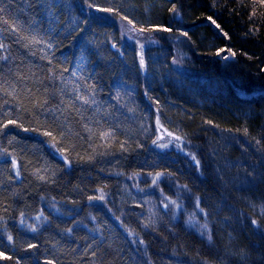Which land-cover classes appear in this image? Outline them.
Instances as JSON below:
<instances>
[{
    "label": "trees",
    "instance_id": "trees-1",
    "mask_svg": "<svg viewBox=\"0 0 264 264\" xmlns=\"http://www.w3.org/2000/svg\"><path fill=\"white\" fill-rule=\"evenodd\" d=\"M0 4V264H264L261 0Z\"/></svg>",
    "mask_w": 264,
    "mask_h": 264
},
{
    "label": "rangeland",
    "instance_id": "rangeland-1",
    "mask_svg": "<svg viewBox=\"0 0 264 264\" xmlns=\"http://www.w3.org/2000/svg\"><path fill=\"white\" fill-rule=\"evenodd\" d=\"M103 17L105 15H102ZM110 22L114 23L115 27L119 30L122 40V47H135L139 52V57L143 56L145 61V52L149 53L151 51L156 52L161 46L160 40L158 39L156 32L153 30L141 31L133 27L131 23L124 19H112L109 16H105ZM143 45V47H141ZM121 49V48H120ZM149 51V52H148ZM173 66L179 71L183 70V56L177 53L173 59ZM168 131L161 127V124H157V137L156 143H154V148L157 152L162 154H174V156H181L184 158L191 166H196V161L193 154L188 150L185 142L180 139L179 141L174 138L176 135H168ZM160 144H167V147L161 148ZM41 223L40 220H36V225Z\"/></svg>",
    "mask_w": 264,
    "mask_h": 264
},
{
    "label": "snow or ice",
    "instance_id": "snow-or-ice-1",
    "mask_svg": "<svg viewBox=\"0 0 264 264\" xmlns=\"http://www.w3.org/2000/svg\"><path fill=\"white\" fill-rule=\"evenodd\" d=\"M261 4L264 5V0H261ZM89 7H92V5L90 4ZM100 10L101 11H109V12L113 11V9H100ZM0 12H3V6H2V4H0ZM124 19H127V17H124ZM209 19H211V17H209ZM128 22L129 23H132V21H130V20ZM212 23L215 24L216 23L215 20H213ZM216 27L219 28L220 26L217 24ZM141 31H144V29H141ZM225 35H227V34L225 33ZM141 47H143V45H141ZM5 48H6V45H4L3 43H0V49H5ZM223 51H225V50L224 49H221V50L217 51L215 53V55L220 56L221 55V52H223ZM227 52H228V54L222 56L221 57L222 59L228 60V59H230V58H232V57H234L236 55V53L233 52L231 49H228ZM7 59H8L7 56L0 55V60H5L6 61ZM140 63L143 66V64H144L143 56H141ZM78 98L81 99V100H83V102L85 104L89 103V100L87 98L83 97V96L78 97ZM44 104H47V100L44 101ZM37 106L43 107V105H37ZM16 123H17L16 121L9 120V121H7V123H5L3 125V127L6 128L8 126V124H16ZM159 123H160L159 122V118H157V124H159ZM161 127H162V125H161ZM24 130L25 131H28V129H24ZM44 134L45 135H48V136H51L52 135V133H50V132H46ZM109 135H110V133H103L102 134V136H104V137H107ZM168 135L171 136L172 133H168ZM174 139L177 140V141H179L181 139V137L177 136ZM153 143H156V141H153ZM167 146H168L167 144H160L159 145V147H161V148H164V147H167ZM12 164H13V167L14 168L17 167V163H16L15 160L12 161ZM17 174H19V173H17ZM161 175H162V173H156L155 174V176L153 178V181H152V183L154 185L157 183V181L159 180V178L161 177ZM100 199H103V197L101 196ZM173 203H175V202H173ZM165 206L167 207V205H165ZM252 223H253V225H256L257 224V222L255 220H253ZM205 227H206V225H205ZM33 230L35 231V229H33ZM8 239L11 241L12 240V237L9 236ZM0 255H2V254H0ZM49 264H50V262H49Z\"/></svg>",
    "mask_w": 264,
    "mask_h": 264
}]
</instances>
